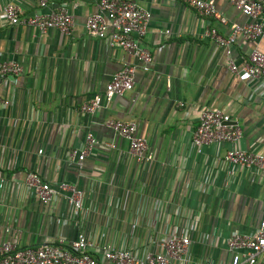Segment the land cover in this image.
I'll return each mask as SVG.
<instances>
[{
    "label": "crops",
    "instance_id": "crops-1",
    "mask_svg": "<svg viewBox=\"0 0 264 264\" xmlns=\"http://www.w3.org/2000/svg\"><path fill=\"white\" fill-rule=\"evenodd\" d=\"M11 1L0 0V63L15 61L22 72L0 76V242L68 245L83 234L97 248L142 256L160 251L174 229L191 240L190 264H230L228 236L252 233L264 218V170L223 156L229 148L264 150V81L232 73L223 50L202 32L213 26L227 36L231 24L250 18L229 0H215L226 23L180 0H132L151 14L141 43L153 60L143 71L132 55L87 31L92 0H47L45 7L17 0L23 16L69 11V35L5 23L2 8ZM252 49L264 54V33L255 41L238 37L232 57L242 64ZM125 64L137 66L132 90L83 112ZM205 107L229 114L242 137L197 153L192 133ZM110 120L134 122L153 160L136 162ZM88 132L98 143L79 165L71 155ZM30 172L52 186L74 185L81 207L63 196L42 203L23 184ZM256 264H264V253Z\"/></svg>",
    "mask_w": 264,
    "mask_h": 264
},
{
    "label": "built area",
    "instance_id": "built-area-1",
    "mask_svg": "<svg viewBox=\"0 0 264 264\" xmlns=\"http://www.w3.org/2000/svg\"><path fill=\"white\" fill-rule=\"evenodd\" d=\"M41 7L47 0H36ZM96 11L87 17L85 28L91 34L105 40L111 47H119L132 55L143 71L150 70L152 53L141 40L146 35L151 14L140 8L132 0H92ZM185 2L197 14L215 18L221 23L226 19L219 16L215 0H180ZM230 4L250 18L243 24L233 23L227 36L220 34L213 26H207L202 37L213 40L216 47L223 50L226 66L234 74L264 81V54L252 49L242 64H237L232 57L233 47L238 37L249 41L257 40L264 33V0H229ZM22 9L17 0H12L2 8L4 22L11 25L28 26L44 34L57 30L69 35L73 26L72 14L61 9L57 12L21 15ZM168 32V31H167ZM137 66L125 64L115 72L106 84L103 93L96 94L81 109L85 113H94L105 102L115 96L132 90ZM22 67L15 61L0 63V76H18ZM107 125L129 145V152L136 162L148 164L154 156L148 151L146 138L138 135L134 122L120 120L107 121ZM242 137L241 128L232 122L229 114L219 108L205 107L200 111L199 123L192 133L191 147L202 153L210 145L221 146L233 144ZM98 141L91 132L84 136L81 148L72 152L76 164H81L97 145ZM223 161L227 164L246 168L264 170V150L247 151L229 148L225 151ZM27 190L42 203H50L54 198L63 196L73 204L76 210L81 207L82 193L74 185L61 182L52 186L37 173L30 172L23 181ZM191 240L188 235L180 234L174 229L159 245L160 251H149L142 256L132 249L119 248L114 245L97 248L92 240L80 234L68 245L60 239L57 243L46 242L37 246L19 247L11 242H0V264H190L189 248ZM231 253L230 264H256L264 253V218L254 232L245 234L233 231L225 241ZM95 252H99L97 256Z\"/></svg>",
    "mask_w": 264,
    "mask_h": 264
}]
</instances>
